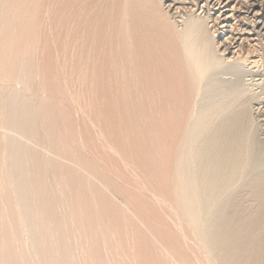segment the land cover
Here are the masks:
<instances>
[{"label": "bare ground", "instance_id": "1", "mask_svg": "<svg viewBox=\"0 0 264 264\" xmlns=\"http://www.w3.org/2000/svg\"><path fill=\"white\" fill-rule=\"evenodd\" d=\"M130 261L264 264V0H0V264Z\"/></svg>", "mask_w": 264, "mask_h": 264}, {"label": "rangeland", "instance_id": "2", "mask_svg": "<svg viewBox=\"0 0 264 264\" xmlns=\"http://www.w3.org/2000/svg\"><path fill=\"white\" fill-rule=\"evenodd\" d=\"M198 12H199V10H198ZM75 113H76V112H75ZM75 113H74V114H75ZM76 114H77V113H76ZM78 114H79V113H78ZM78 114H77V115H78ZM84 173H85V175H87L85 171H84ZM119 186L122 188L121 185H119ZM108 188L111 189L109 186H107L106 189H108ZM118 189H119V188H118ZM121 204H122V203H121ZM123 205H125V206H123ZM122 206H123L124 208L129 207V206H127V203H126V204L123 203ZM127 209H128V208H126V210H127ZM128 210H130V207H129ZM128 210H127V211H128ZM130 212H132V211L130 210ZM130 212L128 211V214H127V215L135 214V216H134V215H133V216H134V218L136 217L135 220L137 219V220H136L137 223H135L134 218H132L133 216H132V217L130 216V219L132 218V219L134 220V221H133V220L131 219V220H132V221H131L132 224H134V225H135V224H136V225H139V226H140V229H142V230L144 229V232H145L147 229H148V230L151 229V228H148L147 225H145L144 223H142V221L140 222L141 225L138 224V223H139V219H138V218H139L140 216H136V215H138V214H136V213H130ZM129 213H130V214H129ZM145 213H147V212H145ZM128 217H129V216H128ZM130 219H129V220H130ZM140 219H141V217H140ZM127 220H128V219H127ZM129 220H128V223H131ZM141 220H142V219H141ZM153 220H154V219H153ZM153 220H152V221H153ZM155 221H156V220H155ZM133 222H134V223H133ZM153 222H154V221H153ZM132 224H130V225H132ZM156 224H157V222H155L154 224H152V222H151V225H152L153 227H154V225H156ZM136 225H135V226H136ZM142 225H144V228H143V227L141 228ZM157 225H158V224H157ZM157 225H156V226H157ZM132 226H133V225H132ZM135 226H134V227H135ZM139 226H138V227H139ZM156 226H155V227H156ZM145 227H147L146 230H145ZM151 230H152V229H151ZM151 230H150V231H151ZM166 230H167V229H166ZM150 231L145 232V235H146V233H148V235H147V236H144V237H146V238H145L146 240H147V238H148V243H149V244H150L149 241L151 240V242H152L151 245H152L154 239H150V240H149V238H154V237H155V239H156V236H157V235H156L155 232H153V231H151V234L153 233V235H151V234H150ZM142 232H143V231H142ZM144 232H143V233H144ZM154 234H155L156 236H155ZM165 234H166V231H165ZM148 236H149V237H148ZM151 236H152V237H151ZM152 240H153V241H152ZM156 240H157V239H156ZM156 240H155V241H156ZM155 241H154V243H155ZM158 242H159V243H158ZM160 242H162V241H161L160 238H159V239L157 240L156 243H157V244H160V245H158V246H160V249L163 250V252H165V251L167 252V254L164 253L163 256H165V255H169L170 252H168L167 250H165V249H166V246H164V243L162 242L163 244H161ZM156 243H155V245L157 246ZM153 245H154V244H153ZM155 245H154V246H155ZM161 245H163V246L165 247V249L163 248V246L161 247ZM158 246H157V248L159 249ZM132 248H133V246H132ZM135 248H136V247H134V249H135ZM162 248H163V249H162ZM134 251H135V250H134ZM136 251H138V250H136ZM141 251H142V250H141ZM141 251H138L137 253H141V254H142L143 252H141ZM163 252H162V253H163ZM168 253H169V254H168ZM135 254H136V252H135ZM170 255H171V254H170ZM172 255H173V254H172ZM165 257H166V258H165L166 260H170V259L173 258V256H169V257H172V258H170V259H169V257H168V259H167V256H165ZM172 260H173V259H172ZM170 261H171V260H170ZM131 263H132V262L130 261V264H131ZM132 264H133V263H132Z\"/></svg>", "mask_w": 264, "mask_h": 264}]
</instances>
